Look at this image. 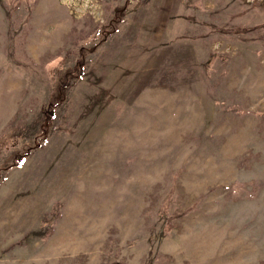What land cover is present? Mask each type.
<instances>
[{"label": "rangeland", "instance_id": "1", "mask_svg": "<svg viewBox=\"0 0 264 264\" xmlns=\"http://www.w3.org/2000/svg\"><path fill=\"white\" fill-rule=\"evenodd\" d=\"M0 264H264V0H0Z\"/></svg>", "mask_w": 264, "mask_h": 264}]
</instances>
